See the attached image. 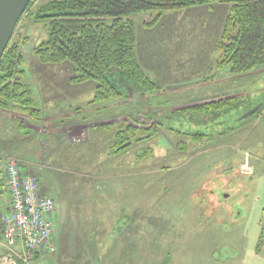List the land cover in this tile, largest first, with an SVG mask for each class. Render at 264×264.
<instances>
[{"label": "rangeland", "instance_id": "rangeland-1", "mask_svg": "<svg viewBox=\"0 0 264 264\" xmlns=\"http://www.w3.org/2000/svg\"><path fill=\"white\" fill-rule=\"evenodd\" d=\"M48 1L33 0L19 24L18 34L27 37L22 47L26 61L39 44L36 40L46 37L44 26L32 23L29 14ZM215 3L226 9L225 5L232 2ZM222 14L223 10H218L219 18ZM196 17L187 15L186 10L167 13L151 27L155 30L149 33V41L142 39L145 32L137 22V51L139 40L142 44L148 42L147 60L155 68L149 70L159 75L157 83L163 92L157 98L163 101L192 103L189 84L200 79L198 84L205 83L207 68L214 62L215 49L209 47V41L204 46L203 39L192 40L198 34L192 28L202 30L206 18ZM148 18L146 15L138 20L145 24ZM155 53L163 58L158 60ZM140 54L143 57L142 48ZM41 65L36 73L26 71L24 78L33 89L37 108L43 107L46 98L64 100L79 95L84 117L130 115L132 126L145 130L153 124L131 107L135 106L133 101L92 103L95 82L72 83L77 73L69 62ZM263 78L259 79L260 88H264ZM44 86L48 87L46 91ZM47 92L48 96L44 95ZM219 130H210L214 139L206 137L197 144L191 137L176 135L166 127L152 140L136 144L134 141L144 137L140 131L136 140L131 139L133 146L120 155L99 149L101 134L94 131L90 141L79 147L81 161L74 169L78 173L51 176L53 188L49 193L57 205L58 246L57 253L40 264H63L69 253L88 251L87 247L75 248V240L80 246L81 241L103 238L113 232L115 219L119 224L130 219V229L121 235L137 244L135 256L140 264H160L167 254L171 256L170 264H264V114L228 134L220 136ZM86 137V133L80 135L82 140ZM179 144H185L184 150L178 149ZM68 154L62 155L64 162L70 159L66 158ZM111 161L115 163L107 168ZM246 163L253 168L251 175L242 170ZM108 174L115 177L108 180Z\"/></svg>", "mask_w": 264, "mask_h": 264}, {"label": "trees", "instance_id": "trees-1", "mask_svg": "<svg viewBox=\"0 0 264 264\" xmlns=\"http://www.w3.org/2000/svg\"><path fill=\"white\" fill-rule=\"evenodd\" d=\"M214 1L232 2L217 46L220 53L218 69H227L230 76L264 69V0H50L29 14L32 23L43 25L46 30V37L32 52L44 65L72 64L75 75L77 73L71 79L74 84L95 82L94 104L130 102V90L147 98L152 112L134 103L131 107L153 124L146 130L131 124L118 128L112 154L120 155L128 152L133 146L131 139H135L140 131L144 137L135 139L136 144L157 137L163 127L175 132L173 121L179 114L164 111L169 101L157 98L160 85L149 77L140 61L137 22L144 28H151L171 11ZM32 4L33 0L21 21ZM146 15L149 16L147 23L138 20ZM19 24L7 51L0 58V108L4 111L23 108L33 115L38 114V109L32 88L24 82L22 68L25 63L22 47L27 37L18 34ZM257 106L260 109L256 114L245 117ZM191 112L189 122L199 129L189 137L197 144L206 138L204 131L208 126L222 125L218 131L222 136L258 118L264 112V99L255 103L244 98L227 100L202 105ZM184 146L179 144L178 149L184 150ZM170 259L168 255L162 264H170Z\"/></svg>", "mask_w": 264, "mask_h": 264}, {"label": "crops", "instance_id": "crops-1", "mask_svg": "<svg viewBox=\"0 0 264 264\" xmlns=\"http://www.w3.org/2000/svg\"><path fill=\"white\" fill-rule=\"evenodd\" d=\"M215 2L216 1L204 6H196L176 11L183 12V10H186L187 15L194 14L197 15L196 18L202 15L203 17L205 16L206 18H204L202 30H200L199 27L192 28L193 30L195 29V32H198L196 36L192 37V40L198 39L199 41V38L203 39L204 46L207 44V41H209V47L213 50L215 49L214 51L212 50L215 54L214 62H210L207 68V75L203 80H206V82L198 84L200 83L198 81H202V79H200L194 81L195 83L189 84L191 88H188V92L192 103L188 101L186 104H178L172 103L170 99L168 100L170 101L169 106L164 111L166 113H179L176 121H173V127L176 128L174 134L176 135L181 134L189 136L190 133L199 129L197 125L189 122V115L193 113L191 110L196 107L239 98L248 99L254 103L259 99H264V88H260L259 81V79L264 76V69L241 76H230L227 69H218L220 53L217 46L231 5H225L226 9H223V5H216ZM218 4L223 3L220 2ZM220 9L223 10L224 14L219 18L218 10ZM179 15L181 16L182 13H179ZM206 26L208 27L205 31L204 27ZM141 27L145 32L143 33L145 37L142 39L149 41V33H154L155 27L152 29L146 28V30L143 25H141ZM41 40H44V38H41ZM41 40L36 41L41 42ZM147 45L148 42L142 44L140 40L138 41V55L142 65H144L145 69L148 71L149 77L157 82L159 75L149 70H155V68L151 67L149 60H147L148 56L145 52ZM139 47L140 51L141 48L143 49V57L140 56ZM213 52L210 53L211 56ZM32 55L27 57V61L25 59V63L22 66L25 73L26 71L35 72V70H40V66H42L38 59H31ZM23 56L26 57L25 53ZM155 56L158 60L163 58L162 56H158V53H155ZM24 82L30 86V84L26 82V79ZM36 84L41 86L39 82ZM196 86H198L196 89L198 92L194 93ZM44 87L46 91L48 87ZM171 94V97H173L174 94ZM195 94H198V96ZM44 95L48 96V92ZM81 99L82 96L79 95L71 99L64 98V100L46 98L42 104L43 107L37 108L38 114L33 115L23 108L13 107L11 110L6 111L0 108V215L10 213L11 208V198L5 173V162L8 157L19 159L22 163L21 169L24 172L32 173L38 177L42 194L45 197L53 199L55 197L50 195L53 188V179L51 176L54 174L61 177V174L73 175L78 173L74 169L77 168V162L81 161V152H79L81 148L79 149V147H81L83 143H88L90 141L94 131L100 132L101 134L102 141L100 142L99 149L106 148L112 153V144L116 130L121 126L132 125L130 115L123 118H119V115H112L109 118L102 117L101 119L95 118V116L84 117L83 110L85 109L80 107ZM137 127L139 128L138 125ZM217 128L221 130L223 126H208L207 130L204 131L205 135H207L206 137L214 135L209 132L212 130L213 133H216ZM84 133L87 134V137L82 140V138L80 139V135ZM217 134L219 135V132H217ZM103 144L105 145L103 146ZM65 152L69 153L66 156V158H70L68 162L63 161L62 155ZM241 157L240 159L243 160L244 155ZM111 158H114V156ZM110 163L108 162L107 168L111 167L115 162L111 161ZM104 171L105 169L102 170V172ZM107 177L108 180H110V178L112 179L115 177V174L112 176L108 174ZM121 216L122 215L119 217ZM116 222L117 219L114 221V226L112 228L113 232L106 234L101 239L81 241L80 246L79 240H75V248L80 247L86 249L85 247H87L88 251L84 252L81 250L80 253L79 251H74V255H71V253H69V255L65 254L66 256H64L65 259L63 264H122L124 261L125 264H140L136 258L137 256H135L137 244L128 237H125V234L122 236V233L130 229V219H128V223L125 224H119V220L117 223ZM106 233L108 232L106 231ZM1 244L2 238L0 235V256L5 253V249ZM168 255L170 254H167V256ZM165 259L166 258H162L160 264H162ZM47 261L48 260L40 263H47Z\"/></svg>", "mask_w": 264, "mask_h": 264}, {"label": "built area", "instance_id": "built-area-1", "mask_svg": "<svg viewBox=\"0 0 264 264\" xmlns=\"http://www.w3.org/2000/svg\"><path fill=\"white\" fill-rule=\"evenodd\" d=\"M21 161L8 157L5 162L10 213L0 215V235L5 253L0 264H38L57 253L55 222L57 205L45 197L38 177L21 169ZM243 172H252L248 163Z\"/></svg>", "mask_w": 264, "mask_h": 264}, {"label": "water", "instance_id": "water-1", "mask_svg": "<svg viewBox=\"0 0 264 264\" xmlns=\"http://www.w3.org/2000/svg\"><path fill=\"white\" fill-rule=\"evenodd\" d=\"M32 0H0V58L7 51L19 22L21 21L27 6ZM131 101L138 104L149 111L153 109L149 106L147 98L144 95L136 93L132 90L129 91ZM260 109L257 106L250 111L245 117L256 114Z\"/></svg>", "mask_w": 264, "mask_h": 264}, {"label": "flooded vegetation", "instance_id": "flooded-vegetation-1", "mask_svg": "<svg viewBox=\"0 0 264 264\" xmlns=\"http://www.w3.org/2000/svg\"><path fill=\"white\" fill-rule=\"evenodd\" d=\"M149 106H150V105H149ZM150 107H151V106H150ZM152 111H153V110H152ZM152 111H151V112H152ZM160 115H161V114L159 113V116H160Z\"/></svg>", "mask_w": 264, "mask_h": 264}]
</instances>
